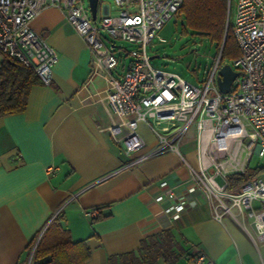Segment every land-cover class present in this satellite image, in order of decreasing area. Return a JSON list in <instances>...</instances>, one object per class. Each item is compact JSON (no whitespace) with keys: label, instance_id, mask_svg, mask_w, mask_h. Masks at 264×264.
<instances>
[{"label":"crops","instance_id":"obj_1","mask_svg":"<svg viewBox=\"0 0 264 264\" xmlns=\"http://www.w3.org/2000/svg\"><path fill=\"white\" fill-rule=\"evenodd\" d=\"M31 21L59 59L51 82L32 87L24 111L0 117V264H32L39 243L68 240L87 256L84 264H122L120 256L138 255L143 240L165 230L187 250L177 264L182 258L190 264L198 249L217 264H264V242L256 244L231 216L215 220L200 191L187 194V209L171 218V203L155 197L158 180L188 178L180 155L152 153L158 140L146 124L139 130L146 145L128 155L109 132L115 116L105 101L108 77L92 76L84 38L53 6ZM126 44L115 43L121 50L111 71L116 76L131 64ZM194 140L185 137L180 149L196 165Z\"/></svg>","mask_w":264,"mask_h":264},{"label":"built area","instance_id":"obj_2","mask_svg":"<svg viewBox=\"0 0 264 264\" xmlns=\"http://www.w3.org/2000/svg\"><path fill=\"white\" fill-rule=\"evenodd\" d=\"M113 1L99 0L93 19L88 0H0V63L12 57L34 68L42 83H50L58 53L32 28L31 20L47 6L64 11L93 53L92 76L107 74L105 101L115 116L108 127L114 139L128 155L139 152L146 145L140 125L146 124L158 140L152 153L175 152L189 170L188 178L178 184L158 180L155 200L169 201L167 211L179 219L187 209V194L200 191L215 220L231 216L256 244L264 242V174L235 188L228 178L245 174L254 154L264 156V0H237L231 26L239 56L224 62L221 52L202 87L175 71L154 67L149 54L152 41L184 0ZM116 41L130 44L131 64L121 76L111 72L119 65ZM224 63L238 72L227 93L217 77ZM190 127L196 165L180 149ZM192 255L190 264H217L201 249Z\"/></svg>","mask_w":264,"mask_h":264},{"label":"trees","instance_id":"obj_3","mask_svg":"<svg viewBox=\"0 0 264 264\" xmlns=\"http://www.w3.org/2000/svg\"><path fill=\"white\" fill-rule=\"evenodd\" d=\"M178 15L185 17V24L196 32L206 34L222 48V61H228L239 56L240 51L233 32V27L227 24L230 5L228 0H184ZM42 83L34 68L5 56L0 63V117L24 111L28 105L32 87ZM43 84V83H42ZM264 167L248 168L243 175H231L230 188H235L244 181L262 175ZM33 243L31 247H33ZM78 243L71 240L53 245L39 243L32 264H84L87 256L77 254ZM138 255L134 252L120 256L122 264H177L187 253L171 230L143 240ZM75 248L74 258L71 250ZM194 255L189 257L190 263Z\"/></svg>","mask_w":264,"mask_h":264},{"label":"rangeland","instance_id":"obj_4","mask_svg":"<svg viewBox=\"0 0 264 264\" xmlns=\"http://www.w3.org/2000/svg\"><path fill=\"white\" fill-rule=\"evenodd\" d=\"M228 1L230 12H228L227 24L230 25L231 23L232 25L237 0ZM107 3L114 4V1L107 0ZM101 12L102 9L99 10V14ZM152 42L149 46L150 56L159 55L151 59L154 67L175 71L189 82L201 87L207 82L213 63L222 50V48L217 47V42L208 35L187 27L185 17L178 14L167 21ZM115 43L120 45L125 42L116 41ZM120 51L119 49L116 50L117 56ZM223 61L228 62V59L225 58ZM186 138L194 140L192 127H190ZM249 166L254 169L264 167V156L260 157L258 154H254ZM262 174L264 173L262 172ZM178 264H185V259L182 258Z\"/></svg>","mask_w":264,"mask_h":264},{"label":"water","instance_id":"obj_5","mask_svg":"<svg viewBox=\"0 0 264 264\" xmlns=\"http://www.w3.org/2000/svg\"><path fill=\"white\" fill-rule=\"evenodd\" d=\"M90 7H91V11H92V15H93V19L95 17H97V12H98V6L99 5V0H88ZM159 55H154L151 56V58H155L158 57ZM236 75H238V72L236 70L233 69V67L231 66V64L229 63H224L222 65V67L219 70V76L218 77V84L220 89L227 93L230 91L231 85L233 84V81L236 79Z\"/></svg>","mask_w":264,"mask_h":264}]
</instances>
